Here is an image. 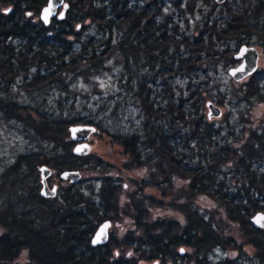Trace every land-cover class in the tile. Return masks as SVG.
Returning <instances> with one entry per match:
<instances>
[{
  "label": "trees",
  "instance_id": "trees-1",
  "mask_svg": "<svg viewBox=\"0 0 264 264\" xmlns=\"http://www.w3.org/2000/svg\"><path fill=\"white\" fill-rule=\"evenodd\" d=\"M47 1L0 0V115L21 124L38 144V149L18 154L0 175V264H15L24 252L26 264H246L248 246L254 252L251 263L264 264V229L250 221L264 212V136L249 131L239 149L213 143L200 92L174 96L168 83L178 75L191 80L203 63L221 56H231L228 62L235 64L236 50L226 45L229 41L237 40V48L251 46L244 38L249 40V35L264 42V0L242 9L224 2L217 14H203L193 36L164 13L165 3L173 4V13L181 17L200 11L202 4L214 8V1L65 0L64 18L45 25L39 15ZM113 54L127 70L134 64L154 74L163 72L162 103L150 97L152 85L138 81L135 93L143 115L139 132L112 134L91 118L17 99L20 92L32 94L55 85L75 94L69 80L88 79ZM261 74L257 70L248 77L247 98L264 101ZM183 124L190 127L185 132L180 130ZM77 125H93V136L117 144L130 155L129 168L148 167L152 183L144 182L145 188L155 186L165 195L173 178L184 179L180 195L185 201L169 204L183 220H148L150 208L144 202L155 199L143 195L133 209L134 229L121 236L110 233L104 245L92 247L98 226L119 219L117 180L104 177L96 191L65 181L54 198L40 195L41 166L58 178L63 171L104 166L96 154H73L76 143L69 128ZM198 196L211 199L217 211L206 217L193 209L191 200ZM217 212L237 224L243 241L222 234ZM218 249L231 256L215 259Z\"/></svg>",
  "mask_w": 264,
  "mask_h": 264
},
{
  "label": "rangeland",
  "instance_id": "rangeland-1",
  "mask_svg": "<svg viewBox=\"0 0 264 264\" xmlns=\"http://www.w3.org/2000/svg\"><path fill=\"white\" fill-rule=\"evenodd\" d=\"M210 1H214L216 4L214 8L202 4L200 11L197 10L195 14L188 13L181 17L178 13H173V4L165 3L164 13L178 23L182 30L193 36L195 24L203 19V14L210 11H212V15L217 14L224 2L229 1L237 9L247 8L253 2V0H224L222 3H217L215 0ZM159 19L162 18L159 17ZM86 26L90 27L88 23ZM89 31L93 32V27H90ZM249 36V40L247 36L244 38L257 50L259 55L257 70L262 73L261 75H264V42L260 41L256 35ZM244 38H242L243 41ZM226 45L236 51L242 46L236 47L237 40L229 41ZM230 57L221 56L217 61L214 60L210 64L203 63L200 67L201 70H198L191 80L188 79L189 77L178 75L170 78L168 83L174 90V96L180 94L187 97L191 93L200 92L204 114L206 113L205 103L207 101H212L220 107L221 117L211 120H207L205 117L210 124L212 141L218 145L227 142L234 149H239L249 131L264 136V101L257 100V96L256 98H247L244 94L250 76L239 82L230 78L228 70L237 63L228 62ZM159 73L163 72L157 69L154 74L153 70L139 68L134 64L127 70L122 58L118 54H113L107 60L104 68L88 79L74 77L69 80V88L75 94L68 93L61 86L55 85L45 91L32 94L20 92L17 99L26 104L38 103L48 111L55 113L62 111L69 115L91 118L95 122L97 121L102 129L112 134H131L139 132L143 122L142 111L138 104V98H136L138 96L135 93L138 89V81L141 78V81H146L147 85H152L154 90L150 97L154 99L155 103H162L159 94L163 77ZM143 75H145V79L142 78ZM259 89L261 93H264V86H259ZM13 90L17 91L15 88ZM187 126L183 124L180 130L185 132L187 128H190ZM87 143L90 145V153L98 155L104 166L85 167L81 172L79 171L80 179L76 185L84 191H88V187H92L96 191L102 179L110 177L117 180V184L121 187L119 219L111 225L109 234L114 233L121 236L125 231L134 229L135 211L133 209L135 206L137 207L138 201L143 195L155 199L153 203L144 202V205L150 208L148 220L154 218L183 220L177 209L170 207L169 204L173 199L179 205L185 201L180 195L181 189H185L186 181L184 179L173 178L171 192L167 190L168 192L163 195L162 190L155 186L145 188L144 182L146 184L152 183L149 176L150 169L145 166L129 168L127 164L131 157L117 144H113L104 138L97 139L93 135L89 137ZM37 145V142L29 136L21 124L7 120L0 115V175L18 154L36 150L38 149ZM191 146L197 150V145L192 143ZM196 150H193L194 153ZM54 184L59 189L61 186H66L67 182L60 181L58 177L53 176L52 172L48 178V185L51 187ZM157 200L163 201L162 205L155 204ZM191 203L193 209L198 210L201 215L206 217L209 212L218 209L211 199L201 196L192 199ZM215 215L223 235L232 237L238 242L243 241L237 224L231 223L221 212H217ZM1 233L2 229L0 228ZM245 250L247 252L245 263L252 264L250 259L254 252L249 246ZM187 252L189 249L184 250V253ZM225 255L231 256V253L226 254L218 249L214 252L213 257L216 259ZM26 262L27 256L24 252L15 261V264H26Z\"/></svg>",
  "mask_w": 264,
  "mask_h": 264
},
{
  "label": "water",
  "instance_id": "water-1",
  "mask_svg": "<svg viewBox=\"0 0 264 264\" xmlns=\"http://www.w3.org/2000/svg\"><path fill=\"white\" fill-rule=\"evenodd\" d=\"M215 1L217 3H222L224 0ZM50 3L52 4V8L50 10L48 21L45 22L43 18L44 9L48 8ZM65 5H67V7H65ZM67 8L68 3H66L65 0H48L46 5L40 11L39 19L43 24L48 25L53 18H56L58 20L63 19ZM61 13H63V17H61ZM241 52H243L244 55H240ZM233 58L236 61H240L238 65L228 70V75L233 81L239 82L256 71L258 52L254 47L246 45L240 46L237 52L233 55ZM205 108L207 120L219 118L222 115L220 107L216 106L212 101H207L205 103ZM95 133L96 128L93 125L71 126L69 128L70 139L76 143L72 150L73 154L76 156L89 154L90 145L87 142L89 137L94 135ZM77 149H79V151ZM38 170L41 186L40 195L44 198H54L58 191V186L56 184L52 185L51 187L48 185V178L52 174L51 169L46 166H41L38 168ZM59 179L63 182L68 181L72 184H76L80 179V172L76 170L63 171L60 173ZM260 217H264V212L256 213L251 217L250 221L255 228L264 229V219H259ZM111 225V222L107 220L98 226L90 241L92 247L104 245L108 241L109 228L111 227ZM101 229H103V235H101L97 243H93V240L96 238L97 233L101 232Z\"/></svg>",
  "mask_w": 264,
  "mask_h": 264
},
{
  "label": "snow or ice",
  "instance_id": "snow-or-ice-1",
  "mask_svg": "<svg viewBox=\"0 0 264 264\" xmlns=\"http://www.w3.org/2000/svg\"><path fill=\"white\" fill-rule=\"evenodd\" d=\"M65 7H67V5H65ZM51 8H52V4L50 3L49 4V7L44 9V16H43V18H44L45 22L48 21V17L50 15ZM7 11H9V10L8 9H5V12H7ZM60 15H61V17H63V13H61ZM240 55H244V53L241 52ZM241 70H243V69H241ZM77 150L79 151V149H77ZM259 219H264V217H260ZM258 222H259V220H258ZM101 235H103V229H101V232L97 233V236L93 240V243H97L99 241ZM181 251H183V249H181Z\"/></svg>",
  "mask_w": 264,
  "mask_h": 264
},
{
  "label": "flooded vegetation",
  "instance_id": "flooded-vegetation-1",
  "mask_svg": "<svg viewBox=\"0 0 264 264\" xmlns=\"http://www.w3.org/2000/svg\"><path fill=\"white\" fill-rule=\"evenodd\" d=\"M237 50H238V49H237ZM236 52H237V51H236ZM258 57H259V55H258ZM235 61H236V60H235ZM236 62H237L236 65H238V63H239L240 61H236ZM236 65H235V66H236ZM256 70H257V69H256Z\"/></svg>",
  "mask_w": 264,
  "mask_h": 264
}]
</instances>
